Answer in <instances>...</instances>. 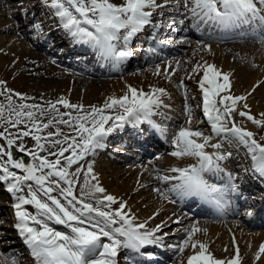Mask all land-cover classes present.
<instances>
[{"label":"snow or ice","instance_id":"6c2138e0","mask_svg":"<svg viewBox=\"0 0 264 264\" xmlns=\"http://www.w3.org/2000/svg\"><path fill=\"white\" fill-rule=\"evenodd\" d=\"M43 3L54 10V15L59 18L74 43L91 47L114 64L132 56L130 42L145 26L152 24L153 11L171 4L175 5L176 11L183 8L186 14L190 13L195 21L194 27L204 24L223 31L244 29L238 33L240 36L258 35L264 42V35L260 34V30L264 29V0H124L119 5L111 0H43ZM183 22L179 21L181 24ZM169 23L175 24L177 21L173 17ZM35 27L41 30L38 24ZM201 67L196 65L195 71L199 72ZM203 68L204 75L199 83L203 94V112L214 134L243 145L251 157L254 172L264 178V143H260L253 132L238 126L233 114L246 117L261 128H264V119H256L250 114L247 96L230 94L231 82L227 74H222L214 65L206 64ZM181 87L184 85L181 84ZM128 91L129 94L120 98H109L102 108L93 107L90 112L72 116L70 112L61 113L57 104L77 112H83V105L71 104L64 98L56 102L49 101L47 109L38 104L17 105L13 101L12 90L7 89L6 82L0 80V96L9 93L6 96L8 116L4 115L5 105L0 103V120L18 129L15 136L7 128L0 132V138L7 141L6 146L0 144V181L8 183L7 191L15 196L16 228L35 264H118L121 249L131 250L147 258L146 249L149 246L164 247L163 236L157 233L166 225H157L148 230L146 224L135 223V216L125 211L126 202L106 194L91 164L86 169L78 166L75 171H70L87 155H94L97 149L104 148L105 139L125 124L133 127L147 124L151 130L166 135L167 129L153 119L161 114L158 111L161 107H168L161 99L166 95V90L154 88L146 93L129 87ZM15 95L21 100L28 99L19 93ZM185 95L187 97V92ZM241 101L245 102L241 105L242 109L247 111H238ZM110 109L122 111L115 116L105 114ZM186 111L191 117L190 109ZM46 112H54L53 119L67 125L76 135H64L63 140L50 139L61 135L57 129L56 132L41 136L39 133L52 123V120L43 123L39 119ZM260 115L264 117V113ZM64 116L69 119L64 120ZM109 121L112 123L109 124ZM188 123H191V119ZM21 124L26 130L19 129ZM23 137H31L36 142V148L26 149L23 143L16 145V140ZM193 137L202 138L203 142H197ZM42 140L53 148L59 146L58 151L48 152V155L57 157L55 160L40 155V152L46 151ZM211 140V136H204L199 130L181 127L173 138L175 150L170 155L177 158L194 157L197 163L189 167L172 168L171 172L177 175L158 176L169 186L163 192L160 188L154 190L169 203L198 198L222 207L226 194L235 192L237 185L232 183L231 175L228 176L229 183L223 187L209 182L208 177L223 171L220 161L226 159L220 152L209 154L205 151ZM14 146L19 152L30 155L32 162L16 159L11 150ZM211 147L219 150L222 145L211 144ZM65 153L70 155L66 156ZM10 169H19L23 174L18 175ZM81 172H86V175L77 194L76 185L80 183ZM18 193L26 194L16 195ZM117 204V208L112 207ZM26 205L33 206L35 213L29 212ZM49 222L62 225L68 231H58ZM174 223L179 224L180 221ZM199 231V228H192L181 242L183 246L178 248L180 252L189 246L193 249L194 254L188 257L187 264H241L238 246L233 258L227 261L217 259L209 252L207 244L192 239ZM197 248L198 252L195 251ZM259 253L264 254V245L260 247ZM256 259L259 260L260 255ZM11 264H18V261L12 259Z\"/></svg>","mask_w":264,"mask_h":264},{"label":"rangeland","instance_id":"374dc122","mask_svg":"<svg viewBox=\"0 0 264 264\" xmlns=\"http://www.w3.org/2000/svg\"><path fill=\"white\" fill-rule=\"evenodd\" d=\"M119 1V0H118ZM118 1H116L118 3ZM0 2H4L0 4V12L5 10H11L13 12H17L21 18H23V21H26V24L32 28V26L39 25L40 29L38 32H35L33 29H27L26 35L27 37L20 38L17 40L20 42H26L28 45H36L42 41L43 38H45L49 32L62 34L64 31V28L61 24H59L58 27L51 30L53 26H46L42 23L49 21L51 22L54 15V10L49 8L47 5L43 3V0H1ZM120 2V1H119ZM167 8L175 9V6L169 5ZM164 9H157L155 16H153L152 19L155 21H161L163 24H165L166 18L165 16L171 17V18H178L179 20H183V25L187 26L190 24V20L188 19V14L185 13V10L183 9L184 14L179 13H173L165 11ZM161 15V17H158L157 15ZM5 21L8 19L7 15H1L0 16V22ZM29 22V23H28ZM162 26V24H161ZM172 28H176L175 32H171L170 30H167L165 33H161L160 36L167 37L171 36L172 39H179V45L178 46H169V45H161L158 44L156 39H158L157 35L151 34V32L146 31L142 35H138L137 37H134L131 40L130 45L135 46L137 44H143L147 45L149 48L154 49L155 51L159 53H163L164 56L159 57L158 55L153 56V54H150L148 51L143 50L141 52H134L131 56V60H133L136 64L138 62H141L142 65L134 66L132 68H126L125 70L116 71L115 73L110 74H102V75H93L91 73H85L77 70H73L72 67H62L56 64L55 66L59 68L60 71H51L50 76L49 74H46L45 71L42 69H39L38 65L34 62L26 63L23 62V59H18V61L12 62L11 56L13 54V47L11 42L16 41L17 36H21V34L17 35L14 31H1L0 30V36H4L3 42L6 47L10 49L11 55H8L6 57V64L2 65V68L0 69L6 70L7 75L10 76L8 79H5L3 76L0 79L2 81L6 82V88L12 90L13 94V101L15 104H21V103H27V104H38L43 108H47L46 105L49 101L52 102V97L57 96V91L61 92L62 90H65L66 87L70 86V81L72 76L69 73H78L81 74L82 77H91L96 79H104L106 82H119L121 86V90L123 92V96L126 94H129V87L136 88L138 90H147L149 92L152 91L154 88H163L166 90V95L162 96L161 99L163 100L164 104L168 107H161L159 110L160 115L154 116L153 119L157 124H159L162 128H165L168 130L169 133H166L164 137L166 138V141L163 143L165 145V152H157L155 148H152V146H149L151 149V152L148 155L141 156L143 153L136 152L137 149L132 144L131 140L128 141L127 137L125 142L121 139L117 140H110L108 143H106L107 146L104 147V150L102 151V148L97 149L95 152V156L97 158L96 162L97 165H102L107 163H117V166H121L117 168V170H121L122 168H127L130 166H139V170L135 172L133 175L126 177L127 175H120V177L117 179L112 175L111 172H107L106 176L109 177V179H112L113 181H116L119 183L120 187L122 188L121 192V201L126 202L128 211L130 212H136L139 215L142 216L141 220L142 223H146L148 221H152V225L150 229L156 228L157 225H166L162 228L161 232H158V236H163V243L165 246L167 245H174L176 246L175 249H166L161 247V250L166 252L168 254V258L166 259L163 264H187V259L189 256L194 254L193 249L190 247L188 249V252H180L178 251L179 247H182L180 242L170 243L165 241L166 239H170L171 237H174L175 235L172 234L176 229L182 230L179 233L187 231L185 234H183L181 237H178V241H183L186 237L189 231H191L192 228H199L200 231L198 234H194L195 241H200L202 243H205L208 245V250L212 254L211 249H215V246H218L219 244L223 246V251L228 252L232 255H235L236 252V242L233 241V239L226 240H219V233H214L213 235H210V225L211 224H220L223 223V221H239L241 220L242 213L245 212L247 208H253L255 207V213L257 212L258 207L255 206V200H252V202H248V199H245L243 203L239 206V209L236 210V213L234 216L227 217V220H225L222 216L221 217H214V216H208V215H194L193 212L189 209H186L184 207H180L175 210H167V205H164V198H159L161 194H159V197H156L154 194L155 190H153L157 186H153L149 190L145 191H138V185L136 184L135 180L138 177H142L145 168L149 167L151 168V161L159 160L161 157L160 162L157 163L158 165H161L162 168L164 167V164L162 162L167 161V156L175 150V147L172 143L174 136L178 132V130L181 127H189L192 130H199L202 131L204 136H210V123L207 120V117L204 115L203 112V94L201 92V89L199 87V83L203 77V66L206 65V60L209 57L210 50L207 47V44L216 43L214 39H207L206 37H202L201 35H197V28L193 27V33H179V25L171 24ZM30 30V31H29ZM154 31V30H153ZM151 35H154L155 39L150 38ZM141 38V39H140ZM184 39L187 42H182L181 40ZM230 40V39H229ZM238 40L237 42H249L253 45L257 44H264L261 40L258 39H235ZM172 41V40H171ZM233 41V40H230ZM16 42V43H17ZM157 42V43H156ZM50 46V42L47 41L45 43L44 51H48ZM70 43L67 41L62 42L59 47H57L58 54L61 55L63 53H66L70 49ZM176 49L173 51V53H165L164 49ZM46 49V50H45ZM228 49V48H227ZM226 49V50H227ZM230 49V48H229ZM228 49V50H229ZM144 59H140V57ZM151 58L152 60L146 62V59ZM201 65V71L202 74L198 76L191 77V72L195 71L196 65ZM252 64L254 62L252 61ZM185 65V67L183 66ZM183 66V67H181ZM157 67L158 70L154 71V68ZM179 67H181V70H179ZM37 69L38 71L36 74H40V78H34L32 81H29L24 87L22 80V72L23 70H28L31 74L33 73V70ZM105 70H108L106 68ZM255 70V68L253 69ZM107 73L109 72L106 71ZM145 72H147V75L145 78H140L141 74L142 76L145 75ZM256 73L264 74L263 71L259 68V70H255ZM11 74L13 76L11 77ZM149 74V75H148ZM174 75V76H173ZM186 75L187 78L189 77V80L184 81L182 84L184 87L181 88H188L191 91H185L183 92L179 86V77ZM176 76V77H175ZM138 78L137 80H133L131 82L132 78ZM200 78V79H199ZM173 79V80H172ZM181 80V79H180ZM93 81V80H90ZM98 82H101L99 80H96ZM261 85L259 88L257 87L255 90H251L243 95L247 96V100H251L257 110H259V113H264V84L260 83ZM74 86V85H73ZM31 88V91L29 90ZM28 91L26 93V97L28 99L21 100L19 96H16L15 93L22 94L25 91ZM84 90V89H83ZM74 91L80 92V89L74 86L71 90V92ZM58 92V93H59ZM70 92V91H69ZM146 92V91H145ZM187 92V97L185 93ZM251 93V95H249ZM9 93L5 92L3 96H0V103L5 105V117L8 116L7 111V100L6 96ZM179 97L181 98L182 103L179 105ZM34 98V99H33ZM62 98V95L57 97V100H60ZM172 98H174V101H171ZM64 99H67L70 103L71 100L68 96H65ZM91 101L92 97L89 98ZM91 101H85L83 99H79L78 101H75L76 103L74 105H83V107H89L92 108L93 103ZM244 102V101H242ZM49 107V105H47ZM181 106V107H180ZM180 107V108H179ZM184 107V108H183ZM191 107V113L192 116L189 117L187 115V109ZM70 109H68L69 111ZM73 110L72 116L82 115V112H77L75 109ZM252 110V109H251ZM164 111V112H163ZM168 112V113H167ZM258 112V111H257ZM166 113V114H164ZM175 116V117H172ZM51 114V115H50ZM163 115V116H162ZM50 116V117H49ZM235 119V122L238 126L245 128L248 131H251L255 134V138L260 142L264 143V128L258 127L256 124H253L252 122L248 121H242L241 117L233 116ZM15 118L14 116L12 117ZM39 119L43 123H48L49 120L53 119L52 113H45L44 116L39 117ZM69 117L66 119L68 120ZM191 119V123L189 124L188 121ZM20 130H26L25 126L23 124L18 126ZM168 127V128H167ZM253 127V128H251ZM5 128L8 129V132H11L13 136L17 133L18 129L13 128L10 125H7L4 120H0V132H4ZM62 135L61 136H55L50 139H60L63 140L64 135H71L73 134V131L68 127H64L61 130ZM54 132L51 125L47 129H44L41 133H39L41 136H46L47 133ZM66 133V134H65ZM157 134L160 136V134L157 132ZM5 136H7V133H5ZM216 135H213V137ZM220 138H223L222 136H218ZM42 143H45L46 151L40 152L41 156H46L49 160H55L57 157L48 155L49 151H58L59 146L53 148L51 144L41 141ZM23 143L26 149H35L36 148V142L31 139V137H23L22 139L16 140V145H20ZM127 143V144H126ZM0 144L7 145V141L4 138H0ZM64 146H67L66 144ZM115 146L121 147L125 150L130 151L134 155H140V158L134 157L133 155H128L120 152V150L113 149ZM167 147V148H166ZM7 150V148H6ZM102 152H101V151ZM115 150V151H114ZM110 151L113 155L110 154ZM233 152V151H232ZM67 156L68 153H65ZM91 154V159L94 156ZM30 156V155H29ZM107 157L108 159H103L104 157ZM121 157L122 159L118 158ZM174 156H170L172 158ZM6 159V157H5ZM31 159V156H30ZM32 161L30 160V163ZM62 163L64 161L62 160ZM112 165V164H111ZM154 165V164H153ZM77 165H73L70 171H73V169ZM109 169V168H108ZM12 171H16L18 175H22L23 173L19 169H10ZM150 171V170H149ZM160 175H169L168 173H164L163 171L158 172ZM172 176V175H169ZM220 179V178H219ZM220 181H222L220 179ZM172 183H175L173 181ZM223 183V181L221 182ZM118 185V184H117ZM156 185V184H155ZM169 185L163 184V189H166ZM8 183H5L3 181H0V253H2L8 260H12L10 255L13 252L15 253L17 257L18 264H28L27 262L24 263V258H30V251L26 245H22L23 238L19 231L16 228L17 224V218L15 215V208L14 204L17 202L15 199V196L12 193H9L7 191ZM156 189V188H155ZM230 193L232 194V191H229L226 194V198L230 200H233L235 197L230 198ZM26 193H18L16 195H25ZM250 196L256 195V192H252L249 194ZM177 203V202H176ZM164 205V206H163ZM178 206V203L176 204ZM118 206V205H117ZM157 206H163L162 210L163 213L158 215L157 218L154 216L156 215L155 210L157 209ZM25 208L32 213H35V208L31 205H26ZM255 213L253 216L249 217L250 219H253L255 216ZM178 214L180 215V218H183V221L186 220L183 223H174V220L172 218V215ZM132 215V213H131ZM191 216V217H190ZM203 220H206L208 222L204 223ZM50 226L56 228L58 231L67 232L68 229L64 228L62 225H55L51 222ZM146 229H149V227L146 225ZM248 229L250 232H264V227H254L249 226ZM224 232L229 233L230 230L227 228L224 230ZM164 233H167V235H164ZM177 235V234H176ZM180 236V235H179ZM238 240L239 246H240V253L242 254L244 250L247 249V252L249 253V249L251 251L250 254H248V257L244 260H241V264H264V254L259 253V249L262 245H264V241L257 239H254L251 235L245 234L244 236L239 237ZM22 239V240H21ZM158 248V247H157ZM148 249H146L147 251ZM196 252L199 251V248L195 250ZM18 254V255H17ZM257 255H260V259L257 260ZM128 257L132 260V256L129 253H119L118 256V264H130L132 262L130 261H123V258ZM159 257V256H158ZM215 258L219 259L217 255H214ZM32 258V257H31ZM164 258V257H163ZM34 264V261L31 260Z\"/></svg>","mask_w":264,"mask_h":264},{"label":"bare ground","instance_id":"6f19581e","mask_svg":"<svg viewBox=\"0 0 264 264\" xmlns=\"http://www.w3.org/2000/svg\"><path fill=\"white\" fill-rule=\"evenodd\" d=\"M116 1L118 0H111L112 3H115L117 5L122 4L124 2V0H119L120 2L118 1V3ZM159 2H162V0H159ZM2 3L4 2H0V4ZM171 5L175 6L174 4H171ZM156 10L153 11V16H155ZM182 10L183 8H181L179 11H176L175 9H170V8L165 9V11H168V12H173V13L177 12L179 14H184ZM4 14L8 16V19H6L5 21H3L2 19V21L0 22V30L10 31V32L14 31L17 35L21 34V36L19 35L15 38L16 41L11 42L12 47H13L12 51H13V54H15V56L14 55L11 56L12 62L16 63L18 59H21V58L23 59V62H26V63L34 62L35 64L38 65L39 69H42L43 71H45L46 74H49V72L55 71V70L60 71L59 68L55 66L56 64H58L59 66H62V67H67V68L72 67L73 70H77V71H81L85 73H91L97 76L102 75V74L115 73L116 71L118 72L121 70H125L126 68H132L135 65L136 66L142 65L141 62H138L136 64L133 60H131L132 59L131 57L120 62L119 64H114L112 61L102 58L98 54V52L96 50H93L91 47L87 45H81V44L74 43L72 38L65 31V29L63 33L60 35L57 33L49 32V34L45 38H43L42 41L38 43L37 45L35 43L34 45L31 46V45H28L26 42H20V41L17 42L18 39L20 38L22 39L28 36L26 34L27 29H33L35 32H38V30L35 26H32V28L28 26V24H26V21H23V18H21V16H19L17 12H13L11 10H5V11L0 12V16ZM157 16L161 17L160 14ZM165 18L167 20L165 21V24H163L161 21H155L154 19H152V24L145 26V28L140 33H138L135 37H137L138 35L140 36L144 34L146 31H148V32H151V34L157 35L158 39H156V41L158 42V44L178 46L179 39H172L170 38L171 36H167V37L160 36L161 33L163 34L167 32V30H170L171 32L173 31L175 32L176 30H178L176 28L170 27L171 24L169 23V19L171 17L165 16L164 19ZM189 18L192 20H190L191 22L187 26H184L183 24L179 23L180 20L178 18H175L177 21L175 25L177 26L179 25V33H188V34L193 33L192 29L194 27L193 25L195 21L191 17L190 13L188 14V19ZM42 24L46 26H53L51 29L53 30L56 27H58L59 24H61V22L59 18L55 16L51 22L46 21ZM153 25H159V27H153ZM196 28H197V31H196L197 35H201L202 37H206L207 39L208 38L214 39L216 41V43H212V46L211 44L210 45L207 44L206 48L208 49L210 48V52L208 54L209 57L206 60V64L214 65L215 68L218 69L222 74H227L229 76L230 82H231L230 94L241 96L251 90H255L257 88V85L259 88V86L261 85L260 83L264 84V74L255 72L256 69L259 70L260 68L264 73V44H257V45L254 44L253 45L252 43H249V42H237L238 40H235V39H241V38L261 40L258 35L240 36L238 33L240 31H245L244 29H239L235 31H223L219 28H215L213 26L204 25V24H201L199 27H196ZM25 34L27 36H25ZM260 34L264 35V29L260 30ZM154 35H151L150 38L155 39ZM3 37L4 36H0V67L1 68H2V65L6 64L7 62L6 57L8 55H11L10 49L6 47L3 42V39H4ZM229 39L233 41H230ZM67 40L71 46L69 51L59 55L56 48L59 47L62 42H65ZM47 41L50 42L49 50L44 51V48H45L44 46H45V43H47ZM181 41L183 43L184 42H186L187 44L189 43L184 39H182ZM129 47L131 48L133 54H135L134 53L135 51L141 52L143 50H146L150 54H153V56H156V55H158L159 57L164 56L163 53H159L155 51L154 49L149 48L147 45L137 44L135 46L129 45ZM227 48L228 49L230 48V49L228 50ZM174 50L176 49H172V48L164 49V52L168 54V53H173ZM136 56H138V54H136ZM140 59H144V58L140 57ZM150 60L152 59L149 58V59H146L145 61L148 62ZM252 61L254 62V64H252ZM183 66L185 67V65ZM181 67H179V70H181ZM106 68H108L109 70L108 73L106 72L108 70H105ZM254 68L255 70H253ZM156 70H158L157 67L154 68V71ZM37 71H38L37 69H34L33 73L31 74L28 70H23L22 72L23 77L21 80V82L23 83V87L29 81H32L34 78L38 79L41 77L40 74H36ZM7 74L8 73L6 70L0 69V78ZM69 74L72 76L71 81H70L71 87H66V89L62 90L61 92L57 91V96L52 97V102L58 101L57 97H59L60 95H62V98H65V96H68L69 99L71 100V104H75L76 103L75 101H78L79 99H83L85 101H91L89 98L92 97V100H93L91 101L93 103L92 108L93 107L102 108L104 104L109 101V98H120L123 96V92L121 90V86L119 82H115V81L106 82L104 79H96V78H91V77L84 78L82 77L81 74L72 73V72ZM200 74H202L201 70L199 72L193 71L191 72L190 75L191 77H194V76L196 77ZM50 75L51 73L48 76ZM146 75H147V72H145V75L143 76L141 74L140 78H145ZM203 75H204V71H203ZM12 76L13 74H11V77ZM9 77L10 76L7 75L3 78L8 79ZM189 77L190 76H188L187 78L186 75L179 77V85L182 84L184 81L189 80ZM137 79H138L137 77L132 78L131 82ZM90 80H93V81H90ZM96 80H99L101 82H98ZM73 85L79 88L80 92H76V93L74 91L71 92L72 88L74 87ZM179 88H181V86H179ZM181 89L183 92L187 90L191 91L188 88H181ZM29 90L31 91V88H29ZM142 91L144 92L146 91V93L149 92L145 89H143ZM26 93H28L27 90L23 93L24 97H26ZM225 94H229V93H221V95H225ZM217 99H219V97ZM174 100L175 99L172 98L171 101H174ZM180 103H182V101H181V98L179 97V105ZM243 103L245 102L241 101L240 104L238 105V111L239 110L247 111L246 109H242L241 105ZM246 103L249 105L250 110L252 109L250 112L251 115H253L256 119H264V117H261L260 115L261 113H259L260 111L257 110V108H253L255 107V105L250 99L247 100ZM47 105L46 107L49 108ZM47 108H43V109H47ZM57 108H59L61 113L70 112L71 114H73L72 109L68 111V109L64 108L62 104H57ZM92 108L83 107L82 115L84 113L90 112ZM188 109L191 110V107ZM119 111H122V110H118V109L111 110L110 109V110H106L105 114L115 116L119 113ZM50 113H52L53 116L55 115L54 112H50ZM233 116L241 117L236 113H234ZM172 117H175V116H172ZM67 118L68 116L63 117L64 120H66ZM241 118H242V121L251 122L247 120L246 117H241ZM111 123L112 121H109V124ZM50 125L52 126L54 132H56L57 129H59L61 132V135L62 133H64L61 131L62 128L67 126V125L58 123L56 119H52V123ZM230 126L231 125H229V127ZM209 127H210L209 132H210V136L212 137V140L210 141L209 146L206 147L205 151H207L209 154L220 152L226 156L225 160L220 161V165L223 171L220 172L218 175H213V176L208 177L209 182L216 184L219 187H223L229 183L228 176L231 175L233 178L232 183L237 185V190L235 192H232V194L230 193V198L231 197H235V198L233 200H230L228 196L227 198L224 197V201H222V204H223L222 207H216L212 203L205 202L198 198L186 199L183 202L177 201L178 206L176 205L177 203H169L167 200H163L164 205H167L166 209L171 210V211L178 209L180 207H184L186 209L191 210L192 212L195 210L193 212L195 214L216 216V217L222 216L225 220H227V217H231L235 215L236 210L239 209V206L243 203L245 199H248V202H252V200H255L254 205L259 208V210L257 211L255 215L256 217H254L253 219L249 218L251 217V215L253 216L256 208L255 207L247 208L245 212L242 213L243 214L242 217L244 218H241V220L239 221L234 222V221L227 220V221H223V223H220V224H211L209 226L210 235H213L214 233H219L220 236L218 237H219V240L221 241L226 240L227 237L228 239L235 238L236 246H238L239 249H240V246L238 243V240L240 239L239 237L244 236L245 234L251 235L254 239L258 238L259 240L264 241V232H261V231L260 232H250V230L248 229L249 226L264 227V178L260 177L257 173L254 172L253 162L251 160V157L243 145L239 144L236 141L229 142L218 136L213 137V135L215 134L211 126ZM166 133H169L168 130ZM75 135L76 133L73 131V134H71V136H75ZM126 137L128 141L131 140L132 144H134V146L137 149L136 152L143 153L141 156L148 155L151 152V149L149 148V146H152V148H155L157 152H161V153L162 151L165 152V149H164L165 145H163V143L166 141L167 137H164L162 135L159 136L157 132L151 130L147 124H142L138 127H133L132 125L125 124L123 128H116L105 139L104 143L106 145V143H108L110 140L112 141V140H117V139H121L122 141L125 142ZM193 139H197V142H203L202 138L193 137ZM217 143L222 145V147L219 150L211 147V144H217ZM113 149L120 150V152L124 154H128V155L131 154L134 157L140 158V155H134L130 151L125 150L121 147L115 146ZM103 150L104 148H102V151ZM110 154L113 155L111 151H110ZM68 155H70V153H68ZM170 156L171 155L169 154L167 156V161L162 162L165 168H162L161 165L157 164L158 162L161 163L160 162L161 157L159 158V160L150 162L151 168L149 167L145 168L146 170L144 171L142 177L141 178L138 177L135 180L136 184L139 186L138 191L140 192L145 191V190L147 191L151 189L153 186H157L155 188H160L161 192H163L165 189H163L162 185L165 183L162 182L160 179H158L159 171H163L164 173L166 172L169 175L174 176V175H177V173L171 172L172 168L189 167L197 163V159L194 157H184V158L172 157L170 158ZM118 158L122 159L121 157H118ZM103 159H108V158L105 156ZM96 160L97 158L95 155L91 159V154H89L85 157L84 160L79 161V165H77L73 169V171H75L78 166L86 169L87 165L91 164L94 174L98 177L99 184L103 188L106 189V194L113 195L114 197L117 198L118 201H121V192L123 190L119 186L120 184L117 183L116 181H113L112 179H109V177L106 176V173L111 172L112 175L116 177L117 179L120 177V175H125V174L127 175L126 177H129L139 170V166H130V167H127L126 169L122 168L121 170H117V168L121 167V166H117L116 165L117 163L113 164V163L106 162L105 164L97 165ZM85 175H86V172H81L80 183L76 185L77 194L79 193L80 188L83 186ZM219 178L223 181V183H221L222 181H220ZM91 183H96V181H91ZM252 192H256V195L250 196L249 194ZM154 194L156 195V197H159L158 195L160 193H157L155 191ZM159 198H163V197L160 196ZM117 205H113L112 207L117 208L119 206ZM163 206L161 207L157 206V209L155 210V213H156V215L154 216L155 218H157L158 215L163 213V210H162ZM213 207H215L217 210H215V208ZM125 211L130 213V215L132 213V216H135L136 218L135 223L141 224L143 222L141 220L142 216L139 215L138 213L133 212V211L130 212L128 211V209ZM249 212H251V215H249ZM172 218L174 221L179 220L180 223H183L186 221V220L183 221V218H180V215L178 214L172 215ZM202 222L206 223L208 221L203 220ZM17 223H18V220H17ZM144 224H146L149 227L148 230H150L151 226L153 227L152 221H148ZM227 228L230 230L229 233L224 232V230ZM182 230L176 229L172 234H170V235H175V236L171 237L170 239H166L165 241L174 243V244L176 242L181 243L182 241H178L177 238L181 237L183 234L187 232L185 231V232L179 233ZM195 234H198V232H196ZM193 237L195 236L193 235ZM193 240L195 241V239ZM21 244L26 245L24 243V240L22 241ZM157 247L158 246H149L147 248L148 249L147 258L141 257L139 254L134 253L131 250H127V249H121L120 253L121 252L129 253L132 256V260L129 257L128 259L127 258L122 259L123 261L132 262L130 264H163V262H165L166 259L168 258V254L162 251L161 247H158V248ZM163 248L175 249V247H169V245L167 246L164 245L162 249ZM189 248L190 246L185 248L184 252H188ZM211 252L213 256L217 255L219 259H222L225 261L235 256L228 252H224L223 246L220 244L218 246H215V249H211ZM15 253L17 252H13L10 255V257L11 259H15L17 261V257ZM250 253H251L250 249H249V253L247 252V249L244 250L242 254L240 253L242 260L243 259L245 260L248 257V254ZM31 260H33V258L31 257L27 259L24 258V263L26 262L28 264L32 263ZM0 264H11V261L8 260L2 253H0Z\"/></svg>","mask_w":264,"mask_h":264},{"label":"water","instance_id":"95a60500","mask_svg":"<svg viewBox=\"0 0 264 264\" xmlns=\"http://www.w3.org/2000/svg\"><path fill=\"white\" fill-rule=\"evenodd\" d=\"M11 150L13 151L14 157L16 159H18V160L22 159V160L30 163V160L31 159H30V156L29 155H26V154H23V153L19 152L18 148H16L15 146Z\"/></svg>","mask_w":264,"mask_h":264}]
</instances>
